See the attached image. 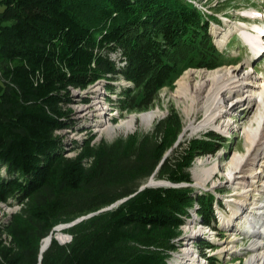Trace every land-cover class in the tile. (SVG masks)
<instances>
[{
    "label": "trees",
    "instance_id": "trees-1",
    "mask_svg": "<svg viewBox=\"0 0 264 264\" xmlns=\"http://www.w3.org/2000/svg\"><path fill=\"white\" fill-rule=\"evenodd\" d=\"M191 1H0V203L20 207L0 224V264H169L194 204L200 224L212 226L215 198L181 185L220 138L179 143L174 109L150 133L87 143L73 157L55 135L68 127L71 90L103 80L119 110L143 111L181 69L223 65L208 31L220 21ZM119 80L132 88L117 92ZM151 177L173 186L139 191ZM89 215L40 259L55 227Z\"/></svg>",
    "mask_w": 264,
    "mask_h": 264
},
{
    "label": "rangeland",
    "instance_id": "rangeland-1",
    "mask_svg": "<svg viewBox=\"0 0 264 264\" xmlns=\"http://www.w3.org/2000/svg\"><path fill=\"white\" fill-rule=\"evenodd\" d=\"M191 2L198 10L208 14L213 13L220 21L219 24L211 23L208 31L214 46L221 56L225 57L223 65L212 70L195 67L181 69L159 91L154 104L143 111L119 110L116 94L104 91L103 80L97 81L83 91L71 90V102L65 106L72 111L67 121L68 127L57 131L55 135L61 138L60 146L63 147L64 155L73 157L79 147L87 143L90 146L101 143L111 144L118 139L150 133L155 124L165 118L170 109H174L183 123L179 143L186 145L189 140L204 138L208 133L218 136L220 140L217 152L213 155L195 157L189 169L192 182L183 185L192 189V196L212 195L215 198L212 204L214 219L212 226L200 224L194 204L190 218L180 227V237L174 241L175 249L170 252L168 262L169 264H211V260L216 264H248L252 256L249 253L252 243L258 239L264 241V236L253 234L250 228V223L253 221L264 222V185L260 186L259 181L263 175L253 179L252 176L249 177L248 172L245 173V178H248L246 185L257 188L255 192L243 190V185L237 184L228 174L231 170V162L246 153L250 142L249 135L256 129L259 116L264 113V58L254 61L253 48L246 38L249 36L257 40L252 32L255 30L253 26L256 24L264 27V0H193ZM1 10L3 7L0 8ZM110 57L112 60L115 59V55L111 54ZM235 69L237 74H249L251 76L249 82L254 84L252 92L245 89L241 97L250 99L253 92L254 95L249 108L247 104L241 105L233 116L224 115L220 121L216 123L214 121L220 112L212 111L215 107V104H212L213 99L216 96L218 99L224 95L228 96L226 87L222 85L214 86L213 96L209 99V103L207 102L209 105L205 106L199 104L191 109L190 96L179 95L183 92L179 90L180 84L187 87L190 95L192 87L204 82L203 74L214 70L231 74ZM112 84L117 92L123 87L132 88L124 80ZM107 98L111 99V102ZM234 103V98L229 95L225 106L229 109ZM201 108L203 112L197 113ZM151 110L157 112L156 119L150 125L142 123L139 116ZM99 113L104 117L100 118ZM131 117L136 118L132 124L129 122ZM236 120L237 123L231 129L220 128L222 122L226 124L229 121L232 124ZM202 123L208 124L193 129ZM247 168L248 166L245 167L246 170ZM243 196H246L247 201L243 202ZM19 211V204L14 200H10L7 204L0 203V224L6 223ZM239 216L241 220H236ZM263 228L261 232H264ZM62 235L69 239L66 243H60L58 240V243L61 245L69 243L70 236L65 233ZM55 236L53 239L56 238ZM207 243L211 248H206Z\"/></svg>",
    "mask_w": 264,
    "mask_h": 264
},
{
    "label": "bare ground",
    "instance_id": "bare-ground-1",
    "mask_svg": "<svg viewBox=\"0 0 264 264\" xmlns=\"http://www.w3.org/2000/svg\"><path fill=\"white\" fill-rule=\"evenodd\" d=\"M246 38L251 44L254 51L258 46L257 41L253 38L251 39L249 36H247ZM235 71L236 69L233 71V73L230 74L229 72L221 73L220 70H214L212 72L203 74L202 78L205 79L204 82L202 84L195 85L194 87H192V92L190 95L188 93L187 87L180 84L179 90L180 92L181 91L183 92L179 93V95L181 97L190 96L189 101L191 103L190 104L191 109L199 104H203L205 106L206 104L209 103L208 101H210L209 99L211 98V96H213L214 86L222 85L226 87V91H228L227 92L228 96L224 95L221 97V99L220 98L218 99V97L216 96L213 99L212 104H215V107L213 108L212 111L220 112V114L216 118H214V121L215 123L217 121H220L224 117V115L228 117L231 114L233 116L234 112L239 111L240 109L239 107H241V105L247 104V107L249 108L251 99L253 98L254 95L253 92V95H250V99L241 97V93L245 89H247L249 92H252L254 88V84H251L249 82V80H251V76L249 74L247 73L237 74ZM229 95L234 98L235 103L231 106V108L228 109V107L225 106V102L228 99ZM202 110L203 108H201L197 113H200ZM99 117L103 118L104 115L99 113ZM156 117H157V112L155 110H151L140 115L139 119L141 120L142 123L150 125L156 119ZM257 120H258V125L256 129L253 130V132L249 135L250 142L246 153L243 156H239L235 158L233 162H231L232 163V165L230 166L231 170L228 174L231 179L236 180L237 184L243 185L242 187L243 190L255 191V192L257 188H254L251 185H246L248 178H245L246 177L245 173L248 172L249 177L252 176L253 179H256L257 177L263 175L259 179V181H260V186L264 185V113H262ZM135 121H136L135 117H131L129 120L130 124L134 123ZM235 123H237V120L234 121L232 124L231 122L229 123V121L226 124L222 122L221 124L222 126H220V128L221 129L225 128L226 130L227 129L229 130L231 129L232 126H234ZM207 124L202 123L201 125L195 126L193 129L196 130L197 128L201 126H205ZM108 130H110V128H108ZM247 166L249 170L248 168L247 170L245 169V167ZM150 182L155 186H160L165 184L164 181H154L153 179H151ZM242 200L243 202L247 201L246 196H243ZM236 220H241V216H239V219ZM263 226H264V222H261L260 220L253 221L252 223H250V228L252 229L251 232L253 234L264 236V232H261L263 231L262 230ZM54 234L51 235V239L55 236L60 241V243H66L67 240L69 239L67 236L62 235L61 230H56ZM48 241L49 238L43 240L41 244L42 248H45L47 246ZM263 242H264L263 239H258V241L256 242L254 241L252 243L251 250H249L250 251L249 253L252 254V256L248 260V264H264V246H260L261 244L264 245Z\"/></svg>",
    "mask_w": 264,
    "mask_h": 264
},
{
    "label": "water",
    "instance_id": "water-1",
    "mask_svg": "<svg viewBox=\"0 0 264 264\" xmlns=\"http://www.w3.org/2000/svg\"><path fill=\"white\" fill-rule=\"evenodd\" d=\"M152 178H153V177H151L145 185L141 186V187L139 188V191L143 190L144 188H148V187H171V186H173L171 183H169V182H167V181H164V182H165L164 185L155 186L154 184H152V183L150 182V180H151ZM181 186H183V185H181ZM124 200H126V199H124ZM124 200H122V201H120V202H123ZM115 205H116V204H115ZM115 205H112V206H110V207H108V208H106V209H103V210L99 211V212L106 211V210H110V209L113 208ZM95 214H96V213H95ZM92 215H94V214H92ZM92 215H89V216H87V217H82V218H80V219H77L76 221H74V222H72V223H70V224L58 225L57 227H55V228L53 229V231H56V230H63V229L69 228V227L75 225L76 223H78L79 221H81V220H83V219H86V218H88V217H90V216H92ZM51 235H52V233L47 237V238H49V241H48L47 246H46L45 248H42V246L40 247V259H41V255H42V253L45 252V251L47 250V248L49 247V245H50V243H51V240H52V239H51ZM70 238H71V237H70ZM54 239L58 242V239H57V238H54ZM42 242H43V240H42ZM42 242H41V244H42ZM39 264H40V263H39Z\"/></svg>",
    "mask_w": 264,
    "mask_h": 264
},
{
    "label": "crops",
    "instance_id": "crops-1",
    "mask_svg": "<svg viewBox=\"0 0 264 264\" xmlns=\"http://www.w3.org/2000/svg\"><path fill=\"white\" fill-rule=\"evenodd\" d=\"M1 1V0H0ZM2 6L0 5V8H1ZM1 12H2V10L0 11V15H1Z\"/></svg>",
    "mask_w": 264,
    "mask_h": 264
}]
</instances>
